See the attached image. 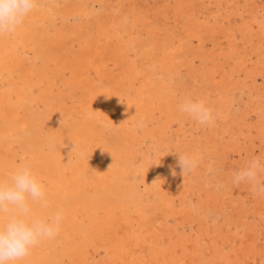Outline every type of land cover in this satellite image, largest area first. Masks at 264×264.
<instances>
[{"label":"bare ground","instance_id":"6f19581e","mask_svg":"<svg viewBox=\"0 0 264 264\" xmlns=\"http://www.w3.org/2000/svg\"><path fill=\"white\" fill-rule=\"evenodd\" d=\"M39 2L41 6L15 34L0 36V122H7L0 127V155L11 150L16 131L28 127L23 113L27 103L46 106L47 115L42 123L57 140V147L53 145L49 151H44L40 144L33 148L32 167L46 190L52 189L63 198L87 186L95 192L114 189L124 179L125 166L120 164V157L126 152L134 160L137 142L141 145L148 139L155 140L154 133L163 147L168 138L175 136L180 150L174 153L165 148L160 149L161 153L154 152L157 165L163 171L157 179H153L155 174L150 170L132 165L134 174L140 173L143 177L147 193L154 191L158 198L155 205V210L161 212L158 224L151 225V213L155 211L146 209L147 205L142 203L132 205L133 210L120 199L107 200L104 204L90 201L86 209L81 207L83 204H77L71 208L60 233L67 240L70 231L66 227L75 226L73 234L84 241L81 245L85 248L74 251L66 247L63 254L55 252L56 256L70 254L74 264L94 261L96 264H197V259L204 254L213 264H264V249L259 247L263 233L253 223L256 219L261 222H258L260 227L264 226V195L255 192L250 184L232 183L235 171L255 157H264V0ZM57 14H61V23L50 32L46 24L54 21L52 18ZM74 18H79V22L71 23ZM37 34L48 43L60 45L62 56L53 53L42 66L32 60L24 63L26 52H34L37 47L33 39ZM74 42L77 47L73 52ZM75 52L81 55L71 60ZM178 72L184 73L185 79H175ZM185 99L204 100L218 114L215 124L200 126L180 113L178 105ZM110 124H119L122 132L121 140L112 147L104 139L106 126ZM71 144H78L83 153L93 152L99 159L103 158L93 160L88 184L83 177V170L89 166L85 159L75 161L68 170L62 164L64 155L71 151L68 149L65 153L66 148ZM73 152H70L72 156ZM137 155L139 159L141 155ZM179 155L198 160V167L185 177L177 166ZM207 159L222 166L216 180L227 183L224 192L209 193V187L200 180L201 173L210 168ZM14 162L8 167L6 159L0 160V168L7 166L8 179L20 167L13 166ZM173 168L175 176L171 172ZM136 190L135 194L139 192ZM188 198H195L199 204L210 200L217 205L222 201L223 208L227 204L237 212L232 215L238 217L231 219L230 228L225 221L228 228L223 230L216 224L218 220L206 219L204 214L209 211L198 209L202 205L197 208L186 203ZM66 208L69 212L70 208ZM247 212L254 218L252 223L246 221ZM171 218L182 231L175 230L176 226L172 228ZM194 225L198 232L191 231L196 234L189 236L185 227ZM69 241L73 245V240Z\"/></svg>","mask_w":264,"mask_h":264},{"label":"rangeland","instance_id":"374dc122","mask_svg":"<svg viewBox=\"0 0 264 264\" xmlns=\"http://www.w3.org/2000/svg\"><path fill=\"white\" fill-rule=\"evenodd\" d=\"M61 15V14H60ZM60 15H55V16H53V18H52V20H54V21H49V22H47V26L49 27L48 29H49V31L51 32L52 31V27H54L55 25H57V26H59L60 25V23H61V16ZM76 20V21H75ZM79 18H74V19H72L71 20V23H73V24H76L77 22H79ZM59 21V22H58ZM74 21L76 22V23H74ZM51 29V30H50ZM34 42L36 43V45H37V47H36V49L34 50V52H26V54H25V60H24V63L26 62H29L30 60H32V62H34V64H37L38 66H42L43 64H44V62L48 59V58H50V56L54 53V54H56L57 56H62V54L59 52V50H60V48H61V46L60 45H54V44H52V43H48L47 42V39H44V38H41V37H39L38 36V34L37 35H34ZM75 40H76V38H75ZM74 40V41H75ZM44 42V43H43ZM208 43V42H207ZM74 44H75V46H74V48H73V52L75 51V48L77 47V43L76 42H74ZM77 52H75V54H76ZM28 54V55H27ZM30 54V55H29ZM32 54V55H31ZM27 55V56H26ZM35 55V56H34ZM81 55V52H78V54H76L75 56H70L71 58V60H73L74 59V57H77V56H80ZM131 56H132V54H130ZM28 56H29V58H28ZM130 56V57H131ZM133 57V56H132ZM178 75L176 76V78L175 79H181L180 77H182V79H185V74L184 73H180V72H178L177 73ZM183 76H182V75ZM259 82H262V80H261V78H259ZM42 104H32V103H27L26 105H24L23 106V113L25 114V116H26V118H27V121H28V127L27 128H24V129H22V130H19V131H16V136L14 137V140L17 142H15L14 143V145L12 146V148H11V150L8 152V153H6L5 151H2L1 152V155H0V160L1 161H4L5 159L8 161V163H6L7 165L9 164V162L10 161H12V162H10L11 163V166L10 165H8V167L10 166V167H12V164H13V162H14V165L13 166H18V165H20L21 166V164L22 165H28V167H30L33 171H35V168L34 167H32V166H34L33 165V163H32V161H31V159H32V157L34 156L32 153V151H33V148H34V150H35V148L37 147V146H39L40 147V145L41 146H43V149H44V151H49V150H51L52 148H54L55 146H56V144L57 143H55L57 140L54 138V137H52L51 135H50V133H49V131L48 130H45L44 129V125H43V123L42 122H44L43 121V119L45 118V116L47 115V112H46V106H44L43 107V105L41 106ZM34 106H36V108L34 107ZM39 106V107H38ZM27 107V108H26ZM39 108V109H38ZM29 109V110H28ZM38 109V110H37ZM41 109V110H40ZM28 110V111H27ZM35 110V111H34ZM40 110V111H39ZM31 114H30V113ZM45 112H46V114H45ZM26 114H28V115H26ZM35 114V115H34ZM28 119H30V120H28ZM70 121H72L73 120V118L71 119H69ZM32 121H34V122H32ZM6 123V124H5ZM33 123V124H32ZM35 123V124H34ZM3 124V125H2ZM4 125H7V122H0V127L1 126H3L4 127ZM29 125H31V126H29ZM116 125V126H115ZM136 126H137V124H136ZM142 126V125H141ZM29 128V129H28ZM31 128V129H30ZM35 129V130H34ZM110 130V131H109ZM112 130V131H111ZM27 131V132H26ZM44 131V132H43ZM106 132V134L104 135V139H106L105 140V142H106V144L110 147H112V146H115V144L116 143H118L119 142V140H121V130H120V126H119V124H110V125H107L106 126V130H105ZM120 131V132H119ZM22 132H24V133H22ZM36 132V133H35ZM112 132V133H111ZM26 133V134H25ZM28 133V134H27ZM31 133V134H30ZM45 133H47V134H45ZM120 133V134H119ZM33 134H34V136H33ZM111 136H110V135ZM116 134V135H115ZM118 134V135H117ZM28 135V136H27ZM50 135V136H49ZM108 135V136H107ZM22 136L25 138V141H24V138H22ZM33 136V137H32ZM41 136V137H40ZM115 136V137H114ZM156 136V137H155ZM157 134L156 133H154L153 134V137L155 138V140H152V139H148L149 140V142H148V140H146L143 144H139L138 142H137V147L138 148H136L137 150H136V152L134 153V155H135V158H134V160H132L131 158H129V154L128 153H126L125 152V154H123V156L122 157H120V164L122 165V166H125V167H123V172H124V175H123V177H124V179L123 178H121L120 179V181L121 182H123L122 184H121V182L119 181L116 185H114V189H111V187H110V189L109 188H107V190L105 191V190H99L100 192H101V196H100V192L98 191V190H96V192H95V190H93V189H90V187L89 186H87L88 188H84L83 189V191L81 190V191H78L79 192V195H78V192H76V194L74 193L72 196L75 198H78V199H80L78 202L77 201H75V203H74V200H78V199H74L72 196H68V197H66V198H63L62 196H59L58 194H55V192L52 190V189H50L49 191L48 190H46L47 191V197H48V200H49V204H53V205H48V209H47V207L46 208H44V207H41L39 204H36V205H32V210L34 211L33 212V214L34 215H37L38 217H40L41 219H47V217H49V216H51L52 214H54V212L52 213V210L53 211H55V213L58 211V210H60V212L63 214V220H62V222H61V227L62 226H64V224L66 223V220H67V216H68V214L70 213V211H71V208H73L75 205H77V204H79V206L81 205V204H85V206H83V205H81V207L83 208V209H86V206H89L91 203H95V202H101V203H108V202H116V201H120V200H122L121 202H126L127 204H126V206L128 207V208H130V209H132L133 210V206L135 205V204H145L144 206H146V209H149V210H151V212H153V211H155V212H153V213H151L152 214V216L150 217V220H152L151 222H153L151 225H154V224H158L159 223V221H161V212H159V211H156L155 210V205L157 204L156 202H159L158 201V198H156L155 196H156V194L155 193H153L154 191H152V192H148L147 193V191H146V189H145V182H144V179H143V177L142 176H140L141 174L140 173H137V174H134V170H133V168L135 167V168H140V169H144V170H146V171H149L150 170V173H153V174H155L154 176H153V179H157V178H159V176H161V174H162V172L163 171H161L162 169L160 168V166L159 165H157L158 164V162H157V155L154 153L155 151H158L159 150V153H161L162 151L160 150V149H165V148H168L170 151H174V153H178V150H179V148H178V144H177V139H176V137L175 136H171L170 138H168V140H170V141H168L167 140V143H166V146L165 147H163L164 145L162 144V143H160V142H158L156 139H158L157 138ZM19 137V138H18ZM106 137V138H105ZM111 137V138H110ZM114 137V138H113ZM34 138V139H33ZM35 138H37V139H35ZM50 138V139H49ZM116 138V139H115ZM20 139V140H19ZM45 139V140H44ZM119 139V140H118ZM20 142V143H18V141ZM33 140V141H32ZM36 140V141H35ZM43 140V141H42ZM50 140V141H49ZM109 140V141H108ZM111 140V141H110ZM23 141V142H22ZM114 141H115V143H114ZM28 142H31V143H28ZM41 142V143H40ZM149 144H147V143ZM152 142H154L152 145H150ZM37 143V144H36ZM55 143V144H54ZM159 143V144H158ZM177 145H176V144ZM22 146H21V145ZM40 144V145H39ZM20 145V146H19ZM25 145H27V146H29V147H27V146H25ZM53 145H55V146H53ZM145 145V146H144ZM158 145V146H157ZM31 146H33V147H31ZM14 147V148H13ZM22 147H24L23 149H22ZM57 147V146H56ZM142 147H144V149L142 148ZM149 147V148H148ZM155 147V148H154ZM170 147V148H169ZM28 148V149H27ZM76 148V149H75ZM79 148V149H78ZM146 148H148V150L146 149ZM152 150H151V149ZM173 148V149H172ZM14 149H16V151L14 150ZM20 149H22V151L20 150ZM27 151H26V150ZM30 149H31V152H29L30 151ZM68 149H71V151H69ZM73 149V150H72ZM142 151H141V150ZM153 149H155V150H153ZM157 149V150H156ZM29 150V151H28ZM145 150V151H144ZM150 150H151V152H150ZM177 150V151H176ZM25 151V152H24ZM69 151V152H68ZM74 151V152H73ZM77 151V152H76ZM13 152H14V154H13ZM20 152H22V154L20 153ZM66 152H68L66 155H64V157H63V159H62V164H63V166H65V169H67L68 170V168H69V166L70 165H72V163H74L75 161L76 162H78V161H83L84 159H85V161L84 162H86V164H88L89 166H87L86 165V168L88 169H84L83 170V177H84V179L85 180H87V184L89 183V180H90V175L89 174H91V172H92V170H93V160L96 158V159H98V160H100V159H103L102 157H101V155H99V157H101L100 159L97 157L98 156V154H94L93 152H87V154H86V151H85V153H83L84 152V150L81 148V147H79L78 146V144L76 145V144H71V146L68 148H66V151H65V153ZM70 152H73V153H75L74 154V156H72L71 155V153ZM139 152V153H138ZM140 152H142V155H141V153ZM145 152V153H144ZM179 152H180V150H179ZM15 153H17L16 155L17 156H19V153H20V156L17 158V157H15L14 155H15ZM28 153V154H27ZM30 153V154H29ZM72 153V154H73ZM77 153V154H76ZM152 153H154V154H152ZM257 153H259V149L257 150ZM9 154V155H8ZM26 154V155H25ZM70 154V155H69ZM127 154V155H126ZM137 154H139V155H141L140 157H139V159L137 158ZM151 154H152V156H151ZM13 155V156H12ZM29 155V156H28ZM33 155V156H32ZM76 155V156H75ZM81 155V156H80ZM97 155V156H96ZM31 156V157H30ZM65 156H67V157H65ZM79 156V157H78ZM145 157V160H143L144 159V157ZM14 157V158H13ZM24 158V160H22L23 158ZM70 157V158H69ZM77 157V158H76ZM81 157V158H80ZM147 157V158H146ZM156 157V158H155ZM21 158V159H20ZM137 158V159H136ZM142 158V159H141ZM155 158V159H154ZM8 159H12V160H8ZM14 159V160H13ZM18 159V160H17ZM78 159V160H77ZM129 159V160H128ZM149 159V160H148ZM152 159H154V161L152 160ZM26 160V161H25ZM72 160V161H71ZM139 160V161H138ZM17 161V162H16ZM19 161V162H18ZM30 161H31V163H30ZM124 161V162H123ZM130 161V162H129ZM207 162H209V164L208 165H210V168L206 171V172H203V173H201V178H200V180L202 181V182H204V184L205 185H207L209 188H208V192L210 193L211 191H213V190H219V191H221V192H224L225 190H226V187H227V183L226 182H220V181H217L218 179L216 178L217 176H218V174L221 172L222 173V170H221V168H222V166L221 165H216V163H215V161L214 160H210V159H207L206 160ZM20 162H23V163H21L20 164ZM65 163V164H64ZM90 163V164H89ZM123 163H125V164H123ZM127 163V164H126ZM131 163V164H130ZM146 163V164H145ZM152 163H154V164H152ZM156 163V164H155ZM129 164V165H128ZM142 164V165H141ZM148 164V165H147ZM67 165V166H66ZM134 167H133V166ZM152 165V166H151ZM154 165V166H153ZM7 166H2L1 168H0V172H1V176H0V180H3V181H5L6 180V178H7V180L6 181H8V182H10V179H8V177L7 176H9L8 174H9V171H7V168H6ZM19 167V166H18ZM142 167H144V168H142ZM154 169V170H153ZM5 170V171H4ZM133 170V171H132ZM44 171V170H43ZM42 171V172H43ZM4 172V173H3ZM155 172V173H154ZM158 172V173H157ZM3 174V175H2ZM6 176H5V175ZM46 174V173H45ZM128 174H129V176H128ZM47 175V174H46ZM132 175H133V178H132ZM135 175V176H134ZM204 175V176H203ZM220 175V174H219ZM127 176V177H126ZM140 176V177H139ZM135 177H137V178H135ZM215 177V178H214ZM5 178V179H4ZM131 178V179H130ZM142 178V179H141ZM207 178H209L208 180H207ZM134 179H136L135 181H133ZM140 179V180H139ZM204 179V180H203ZM217 179V180H216ZM130 180V181H129ZM143 180V181H142ZM139 181V182H138ZM141 181V182H140ZM216 181V182H215ZM128 182V183H127ZM212 182V183H211ZM135 183V184H134ZM121 186H120V185ZM126 184H128L127 186L124 185ZM129 184H131V186L129 185ZM123 185V186H122ZM225 185V186H224ZM118 186H120V187H118ZM129 186V187H128ZM126 187H127V189H126ZM49 188V186L47 187V189ZM139 188H141V189H139ZM119 189H120V191L121 192H119ZM124 191H123V190ZM129 189H130V191L132 192V193H130V191H129ZM134 189V190H133ZM137 189V190H136ZM135 190L136 191H139V192H136V194H135ZM144 190V191H143ZM84 191H86V192H84ZM103 191V192H102ZM105 191V192H104ZM127 191V192H126ZM50 192L51 193H53V194H50ZM94 192V193H93ZM86 193V194H85ZM89 193V194H88ZM103 193V194H102ZM104 193H106V194H104ZM111 193H114V195L113 194H111ZM120 193V194H119ZM121 193H123V194H121ZM128 193V195H126ZM131 195H130V194ZM142 193V194H141ZM144 193V194H143ZM81 194V195H80ZM83 194V195H82ZM85 194V195H84ZM95 194V195H94ZM120 195L119 197H118V195ZM125 194V195H124ZM52 195H54V196H52ZM77 195V196H76ZM88 195H91V196H89L88 197ZM96 195L98 196V197H96ZM111 196L110 198H109V196ZM117 196V198H116V196ZM124 195V196H123ZM137 195V196H136ZM52 196V197H51ZM80 196H82V197H80ZM146 196V197H145ZM153 196H154V198H153ZM62 197V198H61ZM94 197V198H93ZM108 199H107V198ZM115 197V198H114ZM125 197H127L126 199H125ZM135 197H136V199H135ZM144 197V198H143ZM61 198V199H60ZM69 198H70V200H69ZM72 198V199H71ZM106 198V199H105ZM124 198V199H123ZM138 198V199H137ZM65 199V200H64ZM82 199H84V201L82 200ZM88 200V202L87 203H84L85 201H87ZM91 199V200H90ZM110 199V200H109ZM118 199H120V200H118ZM135 199V200H134ZM140 199H142V200H140ZM151 199H153V200H151ZM55 200V201H54ZM71 200H73V202H71ZM93 200V201H92ZM104 200V201H103ZM107 200H108V202H107ZM133 200V201H132ZM192 202H191V201ZM195 200V201H194ZM222 200H223V198H222ZM57 201V202H56ZM90 201H91V203H90ZM131 201V202H130ZM139 201V202H138ZM151 201V202H150ZM178 202L177 203H179L180 201L179 200H177ZM186 201V203H188V204H191V205H193V206H197V208L199 207V205H202V206H200L201 208H198V209H203L204 210V212H208V213H205L204 215L206 216V219L208 220V221H217V225L221 228V229H223L224 227L225 228H228V226H229V228L232 226V223H233V219H235V218H237L238 216H233L232 214L234 213V212H236V211H232L230 208H228V206H227V204L226 205H224V208H223V202L222 201H219L218 202V204L217 205H215V203L214 202H212V201H210L209 200V202H206L205 203V201L204 202H202V204H199L197 201L198 200H196L195 198L194 199H192V198H188V199H186L185 200ZM66 202V203H65ZM68 202H70V203H68ZM82 202V203H81ZM128 202H130L129 204H128ZM64 203V204H63ZM72 203V204H71ZM90 203V204H89ZM154 205H153V204ZM194 203V204H193ZM198 203V204H197ZM210 203V204H209ZM59 205V206H57V205ZM67 204V205H66ZM68 204H69V206H68ZM87 204V205H86ZM207 204V205H206ZM211 204L213 205L212 207H211ZM222 204V205H221ZM65 205H66V207H68V208H70L69 209V212H68V209L65 207ZM73 205V206H72ZM130 205V206H129ZM133 205V206H132ZM210 205V206H209ZM37 206V207H36ZM52 206H53V208H52ZM206 206H207V208H206ZM214 206H216L217 207V209H216V207L214 208ZM220 206V207H219ZM55 207V208H54ZM65 209H64V208ZM133 207V208H132ZM149 207V208H148ZM209 207H210V209H209ZM38 208H43L44 210L43 211H45V209H46V211L45 212H43L41 209H38ZM62 208H63V211H62ZM81 208V209H82ZM205 208V209H204ZM212 208V209H211ZM36 209H38V211L36 210ZM214 209H216V210H214ZM218 209H221L220 211L218 210ZM51 210V211H50ZM223 210H224V212H223ZM226 210V211H225ZM229 210V211H228ZM37 211V212H36ZM41 211V212H40ZM50 211V212H49ZM216 211V212H215ZM228 211V212H227ZM238 211V210H237ZM39 212H40V214H39ZM47 212V213H46ZM48 212H49V214H48ZM220 212V213H219ZM230 212V213H229ZM38 213V214H37ZM44 213V214H43ZM222 213H224V215L222 214ZM237 213V212H236ZM250 212H247L246 213V221L248 222L249 220V223L251 222V221H253L254 220V218H253V216H252V214L250 213ZM48 214V215H47ZM65 214V215H64ZM155 214V215H154ZM221 216H219V215ZM223 215V217H225V218H223L222 217V215ZM41 215H44V216H42L41 217ZM45 216H46V218H45ZM156 216V217H155ZM209 216V217H208ZM229 216V217H228ZM251 216V217H250ZM213 217V218H212ZM228 217V218H227ZM227 218V219H226ZM250 218V219H249ZM253 218V219H252ZM158 219V220H157ZM232 219V220H231ZM252 219V220H251ZM228 220H229V222H228ZM221 221V223H219ZM225 221H226V223L228 224V226H227V224L225 223ZM256 221H257V223H256ZM255 222V225L257 226V228L261 231L260 232V234H262L261 235V242L259 241V247L260 248H263L264 249V246H262L263 244H264V226H263V224H262V226L260 227V225H259V223L261 224V222L260 221H258V220H254L253 221V223ZM259 222V223H258ZM225 223V224H224ZM252 223V222H251ZM221 224V225H220ZM222 224L224 225V226H222ZM230 224V225H229ZM151 225H149V226H151ZM170 225L172 226V228H174L175 226V230H180L181 229V231H182V228H180L179 226L177 227V224L175 223V221L171 218L170 219ZM174 226V227H173ZM68 227L71 229H68ZM195 225L194 226H186L185 227V230L187 231V233H188V235L189 236H194L197 232H198V229H197V226L195 227ZM261 229H260V228ZM74 228H76L75 226H67L66 227V229H67V231L69 232V238H67V240H66V236H64L63 235V233H59V238H58V236L55 238V239H53V240H50V241H45L44 243H42L39 247H37V248H35L33 251H32V257L30 256L29 258H28V260L27 261H25L24 262V264H74V261L73 260H71V257H70V254H66L65 255V257H64V255H62V256H59L58 254H57V256H56V253H59V254H63V249H65L66 247H70V248H73L74 249V251H77V250H80L82 247H83V249L85 248V245L84 246H82L83 244H85L84 243V241L83 240H81V238L80 239H78L77 237H75L74 236V231H72V230H74ZM187 228V229H186ZM193 228H194V231H193ZM225 228L223 229V230H225ZM197 229V230H196ZM63 232V230H62V228H61V230H60V232ZM184 231V230H183ZM196 232V233H192V232ZM71 233V234H70ZM61 235V236H60ZM63 235V236H62ZM60 237L62 238H65V239H61L60 240ZM59 239V241H57ZM64 240H66L65 242H64ZM69 240H73V245L72 244H70V241ZM76 240H79V242L78 243H80V244H78L77 242H76ZM57 241V242H56ZM61 241H63L64 242V244H63V242L62 243H60ZM83 241V242H82ZM55 242V243H54ZM69 242V243H68ZM46 243H47V245H46ZM58 243V244H57ZM75 243V244H74ZM77 243V244H76ZM83 243V244H82ZM261 243V244H260ZM43 244L45 245V246H43ZM52 244V245H51ZM67 244H70V245H66ZM82 244V245H81ZM65 245V246H64ZM76 247H75V246ZM80 245V246H79ZM79 246V247H78ZM228 246V245H227ZM42 247V248H41ZM48 247V248H47ZM46 249V250H45ZM83 249H81V250H83ZM38 250V251H37ZM61 250V251H60ZM56 252V253H55ZM62 252V253H61ZM33 253L35 254V255H33ZM37 253H39V255L37 254ZM43 253H45V254H43ZM55 253V254H54ZM49 254V255H48ZM54 254V255H53ZM47 255V256H46ZM52 255V256H51ZM203 255V258H198L197 259V264H213L209 259V256L208 255H204V254H202ZM55 256H56V258H55ZM59 256V257H58ZM205 256H207L206 258H205ZM35 257H36V260H34L35 259ZM52 257H54V258H52ZM58 257V258H57ZM51 258V259H50ZM30 259V260H29ZM33 259V260H32ZM54 259V260H53ZM56 259H58V260H56ZM208 261H207V260ZM48 260H50L49 262H48ZM63 260V261H62ZM205 260V261H204ZM30 261V262H29ZM32 261V262H31ZM54 261V262H53ZM58 261H61V262H59L58 263ZM69 261V262H68ZM208 263H207V262ZM35 262V263H34ZM47 262V263H46ZM51 262V263H50ZM65 262V263H64ZM73 262V263H72ZM95 262V261H94ZM94 262H92V263H90V264H96V262L94 263ZM204 262V263H203Z\"/></svg>","mask_w":264,"mask_h":264},{"label":"clouds","instance_id":"9594fccd","mask_svg":"<svg viewBox=\"0 0 264 264\" xmlns=\"http://www.w3.org/2000/svg\"><path fill=\"white\" fill-rule=\"evenodd\" d=\"M40 6L39 0H0V36L15 34ZM178 111L197 125L209 127L218 115L204 100L185 99ZM177 166L185 177L198 167V160L179 155ZM171 172L176 175L174 168ZM232 183L250 184L255 192L264 195V157H255L235 171ZM33 204L48 207L46 187L30 167L21 165L10 182L0 180V264H24L35 248L59 235L63 214L57 211L41 219L33 214Z\"/></svg>","mask_w":264,"mask_h":264}]
</instances>
